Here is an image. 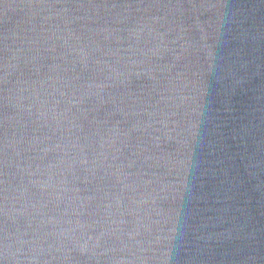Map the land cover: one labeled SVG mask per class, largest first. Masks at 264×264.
<instances>
[{
	"label": "water",
	"instance_id": "95a60500",
	"mask_svg": "<svg viewBox=\"0 0 264 264\" xmlns=\"http://www.w3.org/2000/svg\"><path fill=\"white\" fill-rule=\"evenodd\" d=\"M0 264H264V0H0Z\"/></svg>",
	"mask_w": 264,
	"mask_h": 264
}]
</instances>
